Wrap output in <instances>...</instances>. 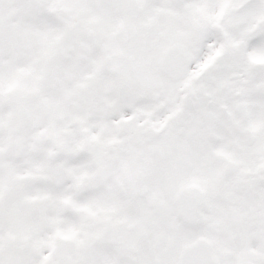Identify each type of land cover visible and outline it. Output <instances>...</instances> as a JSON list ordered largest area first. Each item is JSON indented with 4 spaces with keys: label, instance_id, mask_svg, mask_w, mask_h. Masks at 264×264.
I'll list each match as a JSON object with an SVG mask.
<instances>
[{
    "label": "snow or ice",
    "instance_id": "6c2138e0",
    "mask_svg": "<svg viewBox=\"0 0 264 264\" xmlns=\"http://www.w3.org/2000/svg\"><path fill=\"white\" fill-rule=\"evenodd\" d=\"M0 264H264V0H0Z\"/></svg>",
    "mask_w": 264,
    "mask_h": 264
}]
</instances>
